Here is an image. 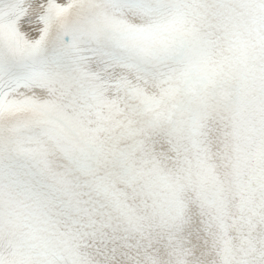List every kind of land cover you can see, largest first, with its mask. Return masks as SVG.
<instances>
[{"label": "snow or ice", "instance_id": "6c2138e0", "mask_svg": "<svg viewBox=\"0 0 264 264\" xmlns=\"http://www.w3.org/2000/svg\"><path fill=\"white\" fill-rule=\"evenodd\" d=\"M0 264H264V0H0Z\"/></svg>", "mask_w": 264, "mask_h": 264}]
</instances>
